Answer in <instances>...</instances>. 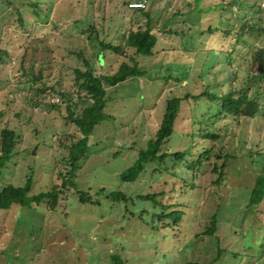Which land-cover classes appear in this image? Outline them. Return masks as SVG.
<instances>
[{"label": "rangeland", "instance_id": "obj_1", "mask_svg": "<svg viewBox=\"0 0 264 264\" xmlns=\"http://www.w3.org/2000/svg\"><path fill=\"white\" fill-rule=\"evenodd\" d=\"M126 1L0 0V130L9 128L19 137L10 160L0 165V188L21 187L31 178L29 196H33L61 183L58 174L64 170L67 147L82 134L66 121L67 103L59 92H72L75 97L74 70L85 71V61L97 76L113 74L133 52L103 53L102 42L119 45L128 31L149 24L158 37L159 51L141 63L145 77L105 86L109 100L105 113L110 119L89 137L87 160L75 176L78 190L93 198L106 188L122 191L132 200L115 203L101 197L99 205L83 204L78 196L68 194L54 210L44 203L2 212L0 264H113L114 255L127 264H237L231 252H244L248 229L263 241L264 205L258 221L248 216L244 222L243 215L263 169L264 119L257 123L229 118L215 125L218 141L203 145L213 146L218 155L231 156L220 183L214 165L223 160L215 155L196 172L168 158L165 164L147 165L134 183H124L121 174L154 138L169 99L198 96L205 90L220 96L244 89L252 69L251 53L264 48V38L258 32L246 33L238 43L236 35L251 18L264 26V0H240L247 5L241 11L229 4L232 0H148L149 19L129 9ZM236 12H240L237 17ZM210 27L213 34L208 32ZM190 37L202 42L200 54L185 53ZM228 53L232 63L225 60ZM39 74L40 81L31 79ZM169 76L180 82H165ZM33 98L40 102L36 107ZM51 103L59 107L51 109ZM193 103L191 98L183 102L177 132L163 146V153L194 144L190 133L198 127L192 120L207 115L209 104L199 111L201 104L196 106L192 116ZM202 147L196 146L195 159ZM174 167L177 176L170 175ZM149 194H161L157 205L137 199ZM162 203H175L182 218L158 221L154 215L161 213ZM215 214L217 232L207 236L203 233ZM219 248L224 253L216 260ZM248 253L255 255L257 250ZM251 262L264 264V257Z\"/></svg>", "mask_w": 264, "mask_h": 264}, {"label": "trees", "instance_id": "obj_2", "mask_svg": "<svg viewBox=\"0 0 264 264\" xmlns=\"http://www.w3.org/2000/svg\"><path fill=\"white\" fill-rule=\"evenodd\" d=\"M130 1V0H129ZM129 1H126L128 5ZM194 1V0H193ZM229 2V1H228ZM232 2V3H231ZM229 4H233L239 8V11L247 7V5L240 0H232ZM221 5V4H220ZM130 9V8H129ZM145 9H131L133 11L140 12V14L145 15L148 19L150 18L149 10ZM236 17L239 16L240 12L233 13ZM210 34L214 33L212 27L208 29ZM227 34L229 31H225ZM258 32L264 38V26H260L253 22V19L245 21L240 32L236 35V42H243L246 33ZM201 37L205 35V32L200 33ZM202 42L198 43L195 38H189L186 42V51H191L193 54H200V47L202 49L204 46ZM245 44L248 42L245 40ZM158 37L152 33L149 24L146 28H139L138 30L128 31L127 35L123 37V41L119 45H112L111 43H101L103 53H109L110 55L116 56H127L128 51L132 50V54L128 55V61H123L118 70L113 74H103L95 75L93 68L85 61L86 70L81 71L75 69V79L74 86L77 88L75 97L72 92H59L61 97L65 100L66 109L68 116L66 121L72 123L82 134L76 143H72L68 148V154L63 158L64 170L59 171V177L62 180L60 184H54L49 192L40 193L37 195L29 196L32 189V179L29 178L24 186L16 187L13 185H7L0 188V213L8 211L15 207L20 208H31L33 205L46 204L52 210H54L63 195H70L71 197L78 196L79 202L83 204H100V198L112 202H125L128 203L131 198L128 199L122 191L108 192L106 188H101L95 193V198H93L89 192L80 191L75 183L76 172L82 167L83 163L87 160L88 149H89V137L93 134L95 128L108 121L110 116L105 113L109 100L106 98V88L117 87L128 81H133L136 79H141L146 76V71L141 67V63L151 60L159 54L157 50ZM196 50V51H195ZM195 51V52H194ZM221 54H223L221 52ZM105 56V55H104ZM105 58V57H104ZM225 60L229 63L234 61V58L228 53L225 56ZM105 61V59H104ZM100 64V61H99ZM251 64L252 69L249 72V78L246 81L244 89L239 91H229L223 95H215L210 91H204L198 96L191 94H186L184 97H175L169 99L166 103L165 112L155 136L148 142L146 149L140 150L138 152V158L133 166L127 169L121 174V179L124 183H134L141 174L146 170V166L149 164H165L166 159L171 158L174 164L178 162L184 163L186 167L194 172L199 171L203 168L208 161L211 160L213 155L216 158L223 160L220 165L215 163V172H218L219 177L216 181L220 183L224 169L226 167V161L231 158L230 155L221 156L215 153L213 146L206 147L203 145L204 141L216 142L219 139V134L215 129L217 123H221L229 118H233L235 121H240V119L255 120L260 123L264 119V48H260L255 52L251 53ZM100 66V65H99ZM102 67V66H101ZM33 81H40L42 79V74L38 76H32ZM165 82L168 80H174L180 82L179 78H173L169 76L163 79ZM39 92H46V89H38ZM84 94V95H82ZM193 99V113L194 115L196 106L201 104L200 109L203 110V105L209 104V108L206 113L199 120H192V124L197 126V130H192L190 136L194 144L191 145L186 150L177 151L175 153H163V146L169 141L171 137L175 135L176 123L180 116L182 110V104L184 101ZM204 99V100H202ZM33 105L36 107L40 102L38 100L31 99ZM91 102V104H89ZM213 106H216L213 108ZM59 106L56 103L49 104V108L57 109ZM79 108H81L79 110ZM206 117H208L206 119ZM195 139H199L198 143H195ZM19 141V137L16 135L15 131L9 128H4L0 130V165L4 161L10 160L12 157L15 146ZM212 142V143H213ZM198 146H203L199 149V154L195 159V148ZM262 161L264 162V153L261 155ZM61 166L58 162L55 165ZM177 167V166H176ZM173 172L170 173L171 176L175 175V168ZM168 165L164 167V172H168ZM187 185V184H186ZM194 188V185H190ZM71 189V190H70ZM161 194H149L137 196L138 200L141 201H151L157 205L158 196ZM264 205V163L263 169L255 179L254 185L250 190L248 203L243 215L244 222L247 221V217L250 216L251 219L258 221L259 213ZM174 210H171V209ZM177 205L175 203L171 205H166L162 203L161 213L159 215H154L158 221H165L166 219H171L173 222H178L182 216L183 212L178 211ZM171 210V212H166ZM218 221L217 214L212 216L210 226L207 227L203 234L207 236H213L217 232ZM264 232V227L260 228ZM246 247L242 254L237 252L232 253L233 259H237V264H252L251 259L260 262L264 257V238L263 241L258 240L256 232L254 229H248L245 237ZM256 241V243H254ZM219 245V243H218ZM256 249L257 253L255 255H250L248 253L251 250ZM224 251L219 248L217 251V258L219 260ZM113 264H127L119 256H112ZM190 264V263H189Z\"/></svg>", "mask_w": 264, "mask_h": 264}, {"label": "built area", "instance_id": "obj_3", "mask_svg": "<svg viewBox=\"0 0 264 264\" xmlns=\"http://www.w3.org/2000/svg\"><path fill=\"white\" fill-rule=\"evenodd\" d=\"M148 5V0H130L128 3V7L130 9H145ZM59 98L57 102H59Z\"/></svg>", "mask_w": 264, "mask_h": 264}]
</instances>
